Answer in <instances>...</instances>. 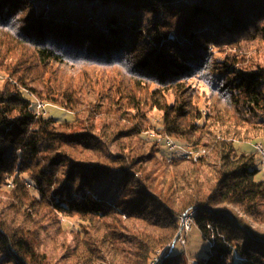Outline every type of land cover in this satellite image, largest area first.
<instances>
[{
    "label": "trees",
    "instance_id": "trees-1",
    "mask_svg": "<svg viewBox=\"0 0 264 264\" xmlns=\"http://www.w3.org/2000/svg\"><path fill=\"white\" fill-rule=\"evenodd\" d=\"M248 41L264 0H0V264H264L262 170L236 147L264 140ZM167 138L206 154L169 162ZM185 215L194 263L169 251Z\"/></svg>",
    "mask_w": 264,
    "mask_h": 264
},
{
    "label": "rangeland",
    "instance_id": "rangeland-1",
    "mask_svg": "<svg viewBox=\"0 0 264 264\" xmlns=\"http://www.w3.org/2000/svg\"><path fill=\"white\" fill-rule=\"evenodd\" d=\"M46 2L45 1H40V5H45ZM249 42V41H248ZM244 49L246 50V57L248 58H253L255 60H257L261 66L264 67V44H262L259 41H251L249 43L245 42L244 43ZM252 59V60H253ZM254 61V60H253ZM3 83V76L0 75V85ZM45 114L44 116H49L54 118L56 121L58 122H69V121H73L74 120V115L60 107L54 106V105H49L46 104V110H45ZM150 117L155 121V122H159L161 114L158 112H153L151 113ZM148 133V132H147ZM153 132H150V134L152 135ZM176 141V140H175ZM178 143L180 144V142L178 141ZM257 143H262L264 145V140H258L255 142H250V143H236V147L239 153L245 152L248 154H252V153H256L257 154V159H258V166H260L262 172L261 174L258 176V180H263L264 179V166L262 165V160L260 159L259 154L256 152L255 149V144ZM166 152L165 154H167V152H169V150L164 149ZM171 154L170 152L167 154V157H170ZM117 176H113V178H107L106 180L101 181L97 187L99 192L104 193V194H108L109 197L112 196V193L116 190L117 185H118V179H116ZM63 223L65 225H67V228H70L74 225L75 221L74 220H68V219H63ZM182 232H185V230L182 229ZM181 232V234H182ZM53 233H55V231H53ZM186 233V232H185ZM180 234V236H181ZM177 237V239L173 242V244L171 245H177L176 247V252L181 251L183 252V255L185 258L190 259L191 262H195V259H204L207 254L208 251L210 249L209 243L205 242L202 239V236L200 234V232L198 231V229L194 226L193 230L191 232L188 233L187 238H186V244H181L180 242V238L182 237ZM170 246V245H169ZM183 246V248H182Z\"/></svg>",
    "mask_w": 264,
    "mask_h": 264
},
{
    "label": "built area",
    "instance_id": "built-area-1",
    "mask_svg": "<svg viewBox=\"0 0 264 264\" xmlns=\"http://www.w3.org/2000/svg\"><path fill=\"white\" fill-rule=\"evenodd\" d=\"M36 109L38 115H43V113H46V104L42 102H37ZM152 136H154V133H152ZM165 146L168 148L171 154V156L169 157V162L172 161V158L178 156L183 157L187 160H193L194 162H198V160L206 154L205 150H194L189 147H183L181 144H179L172 138L166 139ZM255 149L256 152L259 154L260 159L262 160V165L264 166V145L262 143H257L255 144ZM180 219L183 224V230H185L186 232L184 233L188 234L189 232H191L194 228V220L191 217H186V215L182 216ZM180 242L181 244H186V240L183 238H180ZM174 247V245L169 247V251L171 253L174 251ZM158 262V259H155L152 264H158Z\"/></svg>",
    "mask_w": 264,
    "mask_h": 264
}]
</instances>
